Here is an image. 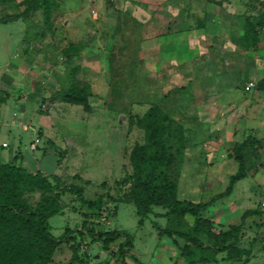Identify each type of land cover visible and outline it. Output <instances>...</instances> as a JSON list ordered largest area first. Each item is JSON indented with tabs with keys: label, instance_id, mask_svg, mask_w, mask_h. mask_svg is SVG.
<instances>
[{
	"label": "rangeland",
	"instance_id": "rangeland-1",
	"mask_svg": "<svg viewBox=\"0 0 264 264\" xmlns=\"http://www.w3.org/2000/svg\"><path fill=\"white\" fill-rule=\"evenodd\" d=\"M28 1L0 0L1 16L20 14ZM109 1L105 0L100 6L95 4L93 7L89 0H75L73 3L69 0H54L51 27L44 24L42 10L33 8L29 13L28 17L35 30L25 37L20 52L22 60L16 69L17 88L7 89L8 92L0 91V98H6L0 102V143L5 140L9 145L11 142L10 147L5 145L8 148L0 146V162H11L14 157L8 156L14 153L17 145L24 154L31 152L39 155L38 150H32L36 146L42 151V156L46 154L42 160L43 166L57 173L63 183L81 186L89 199H96L101 194H110L118 199L107 204L101 215L96 216L81 205L76 195L66 193L59 196L62 211L49 220L52 233L60 237L67 228L74 230V242L79 245V254L87 264H189L180 253L184 240L175 236L177 245L174 238L160 237L153 221L161 227L188 231L194 221L192 216L173 219L156 217L154 213H164L166 209L155 206V212L150 218L139 223L136 207L123 201L130 185L124 180L132 173L130 154L137 145L152 149L153 142L161 140L167 151L175 155L174 163L165 166L163 170L171 180L177 182L179 197L196 202L208 201L226 188L229 176L237 170V162L226 156L232 149L233 137L219 130V123L217 129L211 127L208 120L215 113L203 115L202 118L206 120L198 124L191 121L194 117L198 118V115L184 112L182 104H173L170 109L165 107L169 100L167 94L159 96L150 76L139 74L141 69L147 67H140L136 58L126 56L121 60L108 61L107 66L101 64L90 67L89 71L83 69L79 63L81 59L74 58L79 55V49L74 47L69 36L57 32L64 16L58 10L69 5L73 10H91L93 7L96 11H106L113 6ZM263 18L264 5L257 16L248 20L257 27ZM257 29L259 31L262 28L258 26ZM111 34L116 39L121 37L118 33ZM108 35H97L96 38L98 42L100 39L104 41ZM119 44L125 46L124 43ZM131 51L120 53L130 55L134 53ZM89 74L95 82L94 93L89 88L90 110L83 105L59 99V92L72 85L73 80L88 84L86 80H79V77ZM13 75L7 72V76ZM153 105L160 106L170 117L169 121L159 122V129L155 132L139 123ZM21 117L29 126L27 131L22 129ZM12 122L20 125L21 141L9 140L11 135L7 128ZM251 159L249 172L253 174L258 161L254 155ZM16 163L20 164V159ZM248 179L240 182L238 191L236 186L230 198L216 202L202 213L203 217L213 220L216 231H229L230 225L239 224L243 212L240 208L246 209L251 205L262 207L264 190L260 188L261 185L255 186V191L249 195L246 191L252 185ZM44 194L55 193L37 189L25 192L20 200L34 207ZM230 203L239 209H225ZM220 211L229 216L224 217V224H219ZM251 217L254 218V215ZM249 219H246L241 233L231 234L228 241L229 244L233 242L230 254L225 250L217 254L216 260L204 264H264V233L254 224L257 221L253 223ZM85 221H93L97 230L118 228L129 231L134 237L132 253L138 261L131 256H121L120 246L125 238L118 239L107 250L99 242L92 243L86 231L80 232ZM199 236L205 239L204 234ZM20 248V258L13 264H77L72 260V251L67 243L56 248L52 260L47 263L36 261L26 249L22 246ZM197 255L199 257L201 254ZM228 255L234 258H226Z\"/></svg>",
	"mask_w": 264,
	"mask_h": 264
},
{
	"label": "crops",
	"instance_id": "crops-1",
	"mask_svg": "<svg viewBox=\"0 0 264 264\" xmlns=\"http://www.w3.org/2000/svg\"><path fill=\"white\" fill-rule=\"evenodd\" d=\"M69 1L73 3L75 0ZM104 2L105 0H89L93 7ZM109 2L113 6L106 11H96L93 7L91 10H73L69 5L58 10L64 16L57 32L69 36L74 47L79 49V55L74 58L81 59L79 63L83 69L87 68L89 71L90 67L97 65L107 66L108 61L121 60L126 56L136 58L140 67H147L145 70L141 69L139 74L150 76L159 96L167 94L169 100L165 107L168 109L173 108V104H182L184 112L198 115V118L191 119L198 124L206 120L202 118L203 115L215 113L208 122L215 129L219 123V130H224L226 136L231 134L232 148L248 135L261 139L257 152L258 167L246 177L252 185L246 192L251 195L255 186L260 185L264 190V90L258 88L259 81L264 78V30H259L255 45L245 38L248 19L259 14L264 0ZM0 18H3L1 13ZM34 30L28 16L13 21L0 20V91L8 92L7 89L17 88L16 69L22 60L20 52L25 37ZM111 33L121 34V37L116 39ZM107 34L109 37L98 42L97 35L102 37ZM120 42H126L125 46H121ZM125 50H132L134 53H120ZM7 72L14 75L7 76ZM80 79L86 80L94 93L95 82L90 74L83 75ZM250 82H254L255 86L247 89ZM20 119L23 131H27L28 124L24 118ZM19 127L18 123L12 122L7 128L11 135L10 141H21ZM5 145L8 143L3 140L0 146L4 149L10 147ZM32 150H38L39 155L31 152L24 154L17 145L14 153L8 157L20 156V164L29 171L54 173L43 166L42 160L46 154L42 156V151L36 146ZM226 156L229 158L228 154ZM244 179L235 184L237 191ZM257 208L262 214L257 215L258 217L254 215V218L249 216V220L253 223L257 221L259 224H254L264 233L263 206L240 208L243 210L240 218L246 210ZM225 209L235 210L239 207L230 203ZM225 216L227 215L222 211L219 212V224L225 223Z\"/></svg>",
	"mask_w": 264,
	"mask_h": 264
},
{
	"label": "trees",
	"instance_id": "trees-1",
	"mask_svg": "<svg viewBox=\"0 0 264 264\" xmlns=\"http://www.w3.org/2000/svg\"><path fill=\"white\" fill-rule=\"evenodd\" d=\"M33 8L42 10L44 24L51 27L55 8L54 0H29L20 14L8 15L0 20L13 21L26 17ZM258 24L263 28L264 18ZM254 26L252 21H248L245 38L255 45L258 42L259 31L258 26ZM89 88V84L73 80L72 85L59 92V99L63 102L83 105L90 110L92 106L89 103ZM258 88L264 90V78L259 81ZM5 99L0 98V102H4ZM169 119V115L160 106L153 105L139 123L145 124L155 132L159 129V122L169 121ZM261 142V139H257L254 135H248L242 142L236 143L228 156L237 161V171L229 176L228 184L223 191L214 194L208 201L198 202L179 197L177 182L171 180L163 170L165 166L169 167L174 163L175 155L167 151V147L161 140L153 142L152 149L137 145L130 154L132 173L124 180L130 185L124 194L123 201L132 203L136 207L137 215L140 217L139 223L150 218V215L155 212V206L166 209L164 213H154L156 217L173 219L192 216L194 221L188 231L161 227L156 221H153V226L160 237L174 238L177 245L179 244L175 236L184 240V245L180 246L181 255L189 264L209 263L216 260L220 252L227 250V254H230L233 242L229 244L228 241L231 234L241 233L249 216L262 214L259 208L246 210L241 217V222L230 225L229 231H216L213 220L202 215L216 202L230 197L235 184L248 176L252 162L251 156L257 157ZM17 159L19 157L16 155L11 162L0 163V264H13L19 260L21 246L36 261L47 263L52 260L56 248L63 243L69 245L72 260L77 264H87L79 254V245L74 242V230L67 228L60 237L52 233L49 220L62 211L59 196L66 193L76 195L81 205L94 212L96 216L101 215L107 204L118 199L110 194H101L96 199H89L84 195L81 186L63 183L57 173H47L42 170L29 171L16 163ZM37 189L48 190L55 194H44L34 207L20 200L25 192H34ZM84 231L91 237L92 243L99 242L106 250L118 239L125 238L120 246L121 256H131L138 261L132 253L134 237L129 231L118 228L97 230L93 221L84 222L80 232ZM199 234H204L206 242ZM198 253L201 254L199 257ZM210 254L211 256H208ZM226 258L234 257L228 255Z\"/></svg>",
	"mask_w": 264,
	"mask_h": 264
},
{
	"label": "built area",
	"instance_id": "built-area-1",
	"mask_svg": "<svg viewBox=\"0 0 264 264\" xmlns=\"http://www.w3.org/2000/svg\"><path fill=\"white\" fill-rule=\"evenodd\" d=\"M263 30H264V26H263V28H262ZM255 86V83L254 82H250L248 85H247V89H251V88H253ZM38 141H39V139H38ZM262 206L264 207V201L262 202Z\"/></svg>",
	"mask_w": 264,
	"mask_h": 264
}]
</instances>
